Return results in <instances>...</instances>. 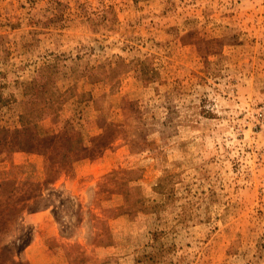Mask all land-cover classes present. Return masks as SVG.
Listing matches in <instances>:
<instances>
[{"label": "rangeland", "instance_id": "1", "mask_svg": "<svg viewBox=\"0 0 264 264\" xmlns=\"http://www.w3.org/2000/svg\"><path fill=\"white\" fill-rule=\"evenodd\" d=\"M0 247L264 264V0H0Z\"/></svg>", "mask_w": 264, "mask_h": 264}, {"label": "trees", "instance_id": "2", "mask_svg": "<svg viewBox=\"0 0 264 264\" xmlns=\"http://www.w3.org/2000/svg\"><path fill=\"white\" fill-rule=\"evenodd\" d=\"M50 138H52V137H49L48 139H50ZM53 144H54V141H53ZM31 146H33V145H29V146H26V147H24L25 148V150H27L29 147H31ZM4 248V247H3ZM0 249H2V247H0Z\"/></svg>", "mask_w": 264, "mask_h": 264}]
</instances>
